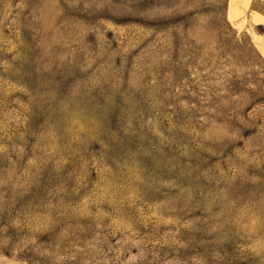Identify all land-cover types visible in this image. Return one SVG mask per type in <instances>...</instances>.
<instances>
[{"label": "rangeland", "instance_id": "374dc122", "mask_svg": "<svg viewBox=\"0 0 264 264\" xmlns=\"http://www.w3.org/2000/svg\"><path fill=\"white\" fill-rule=\"evenodd\" d=\"M229 1L0 0V264H264V27Z\"/></svg>", "mask_w": 264, "mask_h": 264}, {"label": "crops", "instance_id": "0c3cea01", "mask_svg": "<svg viewBox=\"0 0 264 264\" xmlns=\"http://www.w3.org/2000/svg\"><path fill=\"white\" fill-rule=\"evenodd\" d=\"M250 0H230L228 9L229 15L232 19V22L236 24V27L241 30H249L254 27L263 26L264 27V18L260 15H252L247 19H243V14L248 10ZM242 17V18H241ZM254 42L262 55L264 56V35H256Z\"/></svg>", "mask_w": 264, "mask_h": 264}, {"label": "trees", "instance_id": "16d2710c", "mask_svg": "<svg viewBox=\"0 0 264 264\" xmlns=\"http://www.w3.org/2000/svg\"><path fill=\"white\" fill-rule=\"evenodd\" d=\"M96 241H101V240L98 239ZM110 242L112 243V241H110L108 239H105V240L102 241L103 244L110 243ZM113 242H115V241H113Z\"/></svg>", "mask_w": 264, "mask_h": 264}]
</instances>
